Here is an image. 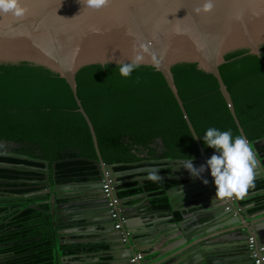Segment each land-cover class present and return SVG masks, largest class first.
Masks as SVG:
<instances>
[{
	"label": "water",
	"instance_id": "95a60500",
	"mask_svg": "<svg viewBox=\"0 0 264 264\" xmlns=\"http://www.w3.org/2000/svg\"><path fill=\"white\" fill-rule=\"evenodd\" d=\"M21 2L29 10L25 18L17 19L10 14L0 16V65L32 64L62 78L71 91L76 111L87 124L96 154V160L80 158L92 162L97 171L87 181L58 183L54 180L36 193L48 195L42 203L49 207L46 212L54 229L57 225L60 227L56 230L58 246L61 239L74 233L76 240L64 244L85 247L84 252H88L85 263L88 264H100L106 253L116 260L114 264H253L247 242L253 237L255 247H264V210L246 214L244 210L248 205L241 206L238 200L213 201L216 189L209 179L210 170L205 168L200 178H194L182 166V161L187 160L184 158L162 156L128 164H105L93 126L77 98L75 74L90 65L128 62L134 43L150 44L155 63L146 57L141 66L153 67L163 77L198 148L199 155L192 158V163L199 168L213 154L219 153L216 150L205 153L196 139L170 69L176 64H195L197 69L211 74L239 134L244 136L218 68L225 62L226 55L236 51L260 56L264 45V0H214L211 12L199 14L194 9L203 0H111L100 10L86 9L79 0ZM251 143L259 161L255 181H264V163L254 146L255 143L264 146V137ZM0 158L39 163L43 166V179L48 180L45 160L3 153ZM121 165L130 168L116 171ZM9 166L0 162V168ZM153 168L169 169V173L160 175L162 180L172 182L164 191L166 207L160 211L175 221L167 223V228L143 230L136 226L138 216H153L157 210L149 202L148 208L128 205L116 193L119 178L135 173V181L143 185ZM204 179L208 181L206 185L202 182ZM107 181L111 194L118 199L123 221L119 230L114 228L109 197L102 188ZM1 183L9 182L0 180ZM194 185L197 187L191 188ZM176 194L182 195L178 204ZM133 197L149 198L146 192ZM64 200L68 201L63 203ZM30 207L33 206L26 209ZM123 232L128 233L126 242H122ZM137 254L141 259L130 262ZM72 258L60 257V264Z\"/></svg>",
	"mask_w": 264,
	"mask_h": 264
},
{
	"label": "trees",
	"instance_id": "16d2710c",
	"mask_svg": "<svg viewBox=\"0 0 264 264\" xmlns=\"http://www.w3.org/2000/svg\"><path fill=\"white\" fill-rule=\"evenodd\" d=\"M261 52L256 56L236 51L226 55L218 68L244 136L250 142L264 137V45ZM119 67L90 65L75 74L76 95L93 126L102 161L128 164L142 159V153L161 158L152 146L155 141L162 144L163 157H197L198 148L161 74L153 67L141 66L125 78L119 74ZM170 70L205 153L214 151L203 142L208 128L231 130L233 137L240 135L211 74L186 63ZM76 109L68 85L57 74L27 63L0 65V147L12 146L23 156L47 161L49 177L54 174L63 178L61 183L87 181L97 173L92 162L80 159L96 160V154L87 124ZM254 146L264 163V146ZM0 162L32 169H0V177L24 181L22 188L11 189L13 194L27 195L23 208L48 198L34 195L38 188L32 181L39 178L41 164L9 158H0ZM129 168L121 165L115 170ZM12 182L8 185L18 186ZM171 185V181L164 180H146L143 185L129 181L118 186L116 195L123 198L146 192L149 198H155ZM263 188L264 181L256 180L255 188L248 194ZM250 199L261 202L264 193ZM158 206L164 208L166 203ZM48 209L44 203L20 211L16 221L23 222L22 228L6 233L2 239L7 245L13 242L3 249L16 257L10 264H60L56 229L46 213ZM5 211L6 207L0 208V213Z\"/></svg>",
	"mask_w": 264,
	"mask_h": 264
},
{
	"label": "clouds",
	"instance_id": "9594fccd",
	"mask_svg": "<svg viewBox=\"0 0 264 264\" xmlns=\"http://www.w3.org/2000/svg\"><path fill=\"white\" fill-rule=\"evenodd\" d=\"M82 7L91 10L106 8L111 0H79ZM214 8V0H203L201 5L194 9L196 13H209ZM27 7L21 0H0V16L12 15L17 19H23L28 15ZM179 31V30H177ZM129 35H134L129 32ZM146 57L155 63V56L150 51V44L134 43L133 55L128 62H121L119 74L128 78L134 70L145 63ZM139 79V78H137ZM196 139H201L199 136ZM204 144L216 150L219 154H213L205 164L194 167L192 158L183 160L182 166L194 178H200L205 168L210 170L215 185V198L213 201L228 202L244 199L249 191L255 188L256 169L259 167L257 154L253 145L246 137L236 135L233 137L231 130L220 131L210 127L203 136ZM160 169L153 168L146 179L154 183L162 181L158 174ZM206 185L208 181L202 180Z\"/></svg>",
	"mask_w": 264,
	"mask_h": 264
},
{
	"label": "crops",
	"instance_id": "0c3cea01",
	"mask_svg": "<svg viewBox=\"0 0 264 264\" xmlns=\"http://www.w3.org/2000/svg\"><path fill=\"white\" fill-rule=\"evenodd\" d=\"M140 156L142 157V159L143 158L144 159L145 158L157 159V158H150L149 156H146L144 153H142ZM0 169H3V168H0ZM4 169L9 170L6 167ZM160 170H164V169H160ZM140 173L141 172H138V174H140ZM165 173H169V169ZM159 175H162V174H159ZM129 181H135V173L119 178V185H122L123 183L129 182ZM8 184H3V183L0 184V208L6 207V211L0 213V264H10L12 261H14L16 259L15 255H13L11 251H3L4 248H6L7 246H12V244L9 243V245H7L5 243H2L3 242L2 239L6 233L10 234L11 232L18 231L20 228H22L23 222L18 223V221H16V217L18 216L20 211H22L23 209H26V207H27V206L25 208L22 207L23 201L26 198L23 196H19L17 194H13L12 190H11L12 186H10ZM21 184H23V183H21ZM191 184H193V183H191ZM17 185H18L17 187L20 186V188L22 186L19 184H17ZM195 187H197V185H194L191 188H195ZM258 193H264V188L261 191H257L255 193L248 194L242 200H238L241 206L248 205L247 209L244 210V212L246 214H252V213L264 210V200L261 202H259V201L254 202L250 199L251 197H253V195L258 194ZM140 194H143V192L139 193L137 195H140ZM133 196H135V195H133ZM133 196H126V197H123L122 199L128 205L140 204V205L146 206L147 208H148V202H149V205H151L152 208L157 210V212H154L155 214L153 216L151 214H149V216H147L146 214H144V215L141 214V216H138L136 226L142 227L143 230H150V229L157 228V227L167 228V226H166L167 223H174L175 220L170 219L168 217L169 214H167L166 212L160 211V210H162L161 207H159V206L156 207V205L160 204V203H166L167 204V198H166L164 193L155 197V198L150 197V198H148V200H146V199L140 200V198L133 199V198H135ZM181 196L182 195L176 194L175 199L177 201L176 202L177 204L180 203L179 198ZM67 201L68 200H64L63 203L67 202ZM13 204L15 207L12 206ZM59 228L60 227L57 226V229H59ZM71 235H72V236H70L71 238H74V239L77 238V236H74V233H72ZM137 239L145 240V238H135V240H137ZM102 244L104 246H106L104 242H102ZM144 247H147V245H145ZM115 261L116 260H114V258L110 254L108 255L106 253L105 256L100 259V264H114V263H116Z\"/></svg>",
	"mask_w": 264,
	"mask_h": 264
},
{
	"label": "flooded vegetation",
	"instance_id": "af4514ba",
	"mask_svg": "<svg viewBox=\"0 0 264 264\" xmlns=\"http://www.w3.org/2000/svg\"><path fill=\"white\" fill-rule=\"evenodd\" d=\"M152 146L154 147V148H156V150H157V152H158V156H160L161 155V157H162V153H163V151H162V144L160 143V141H155L153 144H152ZM15 147H12V146H8V147H0V153H3V154H8V155H16V156H23L22 154H20L19 152H17L15 149H14ZM9 159H11V158H9ZM16 160V159H15ZM22 161V160H21ZM2 163V162H1ZM6 164H9L10 166L9 167H6L7 169H9V170H18V171H29L28 170V168H27V166H25V165H21V164H12V163H6ZM4 169V168H3ZM32 170V169H31ZM30 170V171H31ZM9 174H12V173H10L9 172ZM42 174H43V171L42 170H40V175H38L37 177H39L38 179H35V180H33L32 182H34L35 183V186H36V188H38V191H37V193L38 192H42L44 189H45V185L47 184V183H49V184H51L54 180L56 181V182H58V183H61L60 181H61V179H63V178H60V177H56L54 174H52V176H51V178L49 177V174H48V180L47 181H45L44 179H43V177H42ZM60 179V180H59ZM0 180H6V181H8L9 183H11L12 182V180H8V179H6V178H2V177H0ZM19 181H21V182H23L24 183V181L23 180H20V179H18V180H16V181H14V182H12V183H16V184H19V183H17V182H19ZM78 182H81V181H78ZM19 185H24V184H19ZM12 188H20V186L19 187H17V186H15V187H12ZM21 188H22V186H21ZM34 195H38V197H41L42 195H44V194H34ZM19 196H23V197H27V195L25 194V195H19ZM43 201H45L44 199H42V200H40V201H37V202H35L36 204H38L39 202L41 203V204H44V203H42ZM34 203V204H35ZM27 206H33V204H28ZM35 206H37V205H34L33 207H35ZM41 207V206H40ZM40 207L38 208V210H41L40 209ZM47 213V212H46ZM48 215V214H47ZM58 226V225H57ZM56 230H58L57 229V227H56ZM74 240H76V239H74V238H70V237H67L65 240L64 239H61L59 242H60V245L58 246L59 247V252H60V256H59V258L60 257H73L70 261H68V262H65L64 264H88V263H85L86 262V259H88V252H84V248L85 247H83L82 245H71V244H67V245H65L64 243H71L72 241H74ZM65 252H67V254L65 253ZM76 256H80L79 258H77ZM76 262H78V263H76Z\"/></svg>",
	"mask_w": 264,
	"mask_h": 264
},
{
	"label": "built area",
	"instance_id": "2783aa9c",
	"mask_svg": "<svg viewBox=\"0 0 264 264\" xmlns=\"http://www.w3.org/2000/svg\"><path fill=\"white\" fill-rule=\"evenodd\" d=\"M209 179H210V181H213V178L211 177V175H209ZM102 188H103V191L106 194V196L109 197L108 208L110 209L111 218L114 219V221H115L114 228L119 230L122 226L123 221L120 217V209L118 207V199H117V197H115L111 194V187H110L108 181L103 184ZM110 194H111V196H109ZM127 237H128V233L123 232L122 233V242H126ZM247 243H248V247L250 250V257L252 259L253 264H264V255H263L264 247H262V246L255 247V245H254L255 240L253 239V237H249ZM140 259H141V255L137 254L133 259H131L130 262L134 263L135 261L140 260Z\"/></svg>",
	"mask_w": 264,
	"mask_h": 264
}]
</instances>
